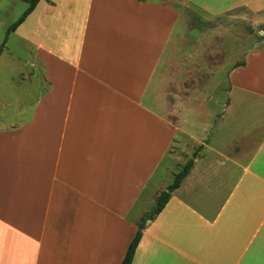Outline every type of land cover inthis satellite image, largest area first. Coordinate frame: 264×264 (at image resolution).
I'll use <instances>...</instances> for the list:
<instances>
[{
  "label": "crops",
  "instance_id": "obj_1",
  "mask_svg": "<svg viewBox=\"0 0 264 264\" xmlns=\"http://www.w3.org/2000/svg\"><path fill=\"white\" fill-rule=\"evenodd\" d=\"M186 3L264 24V0H40L6 28L0 59L26 67L0 87V264H120L140 226L131 264H264V39L224 104L229 130L261 135L208 143L222 45Z\"/></svg>",
  "mask_w": 264,
  "mask_h": 264
},
{
  "label": "rangeland",
  "instance_id": "obj_2",
  "mask_svg": "<svg viewBox=\"0 0 264 264\" xmlns=\"http://www.w3.org/2000/svg\"><path fill=\"white\" fill-rule=\"evenodd\" d=\"M177 1H179V3L181 4L185 0ZM180 4L178 5V7H180L181 14L183 17L185 16L186 19L188 18V22L195 23L201 21V23H210L215 27L219 28V34L217 37L219 38L218 40L222 45L221 62L223 66V72L221 76V82L223 90L221 94L218 93L215 97L217 101L216 105H218L219 103H221L220 105H223L222 114H225V118H223L222 120V125L220 127L221 129H212L213 131H207V134L209 135V138L207 137L208 143L211 142L212 139L216 140V138H218L219 136L231 135L234 139L246 137L245 141H247V143L250 145L251 141H255L261 135L258 133L260 129L259 126H257L254 131H252L251 127L249 128L248 132H243L244 128H236V131H234L229 130L227 128V125H225L226 120L228 119V117H226L227 113L225 112L226 110L224 106L227 100V90H225L227 80L225 78V74L228 67H232L233 65L243 62L244 55L247 49H250L256 43L264 39V34H259V32H264V24L261 23L263 22V20L261 22L259 21L258 23L257 21L255 22L254 20H252V14L247 10V8L245 9L244 7H238L230 11L229 13L222 14L218 17L207 18V16H205L201 12V10L199 11L196 7L192 6L191 4L186 3V5L182 7ZM26 7L27 5L25 3H22V1L20 0H0V40L4 38L6 34V28L22 15ZM13 42V39L10 38L8 40V45L6 49L11 50ZM11 55L12 54L10 53H4V55L0 59L1 88H5L7 83L10 82L12 78L17 77L18 74L24 73V68L26 67L24 62L15 63L18 57L15 56V59L13 60L12 57H10ZM210 91L211 90H207V94ZM216 118L218 119V117ZM240 130L242 132H240ZM192 149L197 151L195 147H192ZM192 149H190V151H192ZM187 157L188 155L185 154L184 159H182V162L185 161ZM182 167V164L178 165V169ZM176 171L178 170H173V173ZM171 181L172 177L165 180L166 187L171 183ZM154 203L155 201L147 207L150 208L149 211L153 208Z\"/></svg>",
  "mask_w": 264,
  "mask_h": 264
},
{
  "label": "trees",
  "instance_id": "obj_3",
  "mask_svg": "<svg viewBox=\"0 0 264 264\" xmlns=\"http://www.w3.org/2000/svg\"><path fill=\"white\" fill-rule=\"evenodd\" d=\"M21 1H23V3H26L27 7L23 11V13L19 17V19L11 26V28H10L11 30H13L24 19V17H26L33 10V8L36 6L37 2H39L40 0H21ZM263 29H264V27H263ZM242 64L243 63L241 62L239 64H236L234 67L241 66ZM191 166H192V160H188L183 165V167L180 168V171L174 175L172 182L169 185H167L165 190L161 191L158 194L156 201L154 203V206L150 210V212L146 215L145 220H152L157 214H159L161 212V210L163 209V207L167 203L168 199L170 198L171 193L179 187L181 181L187 175ZM141 229H142V226L139 227V229L135 233L133 239L129 243L127 250H126V253H125L120 264H131L133 254H134L136 246L140 240Z\"/></svg>",
  "mask_w": 264,
  "mask_h": 264
},
{
  "label": "water",
  "instance_id": "obj_4",
  "mask_svg": "<svg viewBox=\"0 0 264 264\" xmlns=\"http://www.w3.org/2000/svg\"><path fill=\"white\" fill-rule=\"evenodd\" d=\"M263 34H264V32H263Z\"/></svg>",
  "mask_w": 264,
  "mask_h": 264
}]
</instances>
